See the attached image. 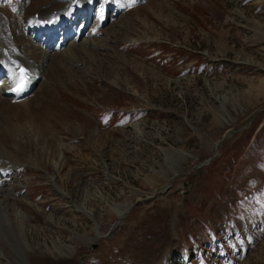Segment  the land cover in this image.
<instances>
[{
  "label": "rangeland",
  "instance_id": "374dc122",
  "mask_svg": "<svg viewBox=\"0 0 264 264\" xmlns=\"http://www.w3.org/2000/svg\"><path fill=\"white\" fill-rule=\"evenodd\" d=\"M12 1L0 12L31 37L26 17L55 0ZM105 1L68 40L32 39L64 53L21 109L47 87L63 117L56 139L8 144L0 264H264V0ZM104 5L101 43L69 58Z\"/></svg>",
  "mask_w": 264,
  "mask_h": 264
},
{
  "label": "bare ground",
  "instance_id": "6f19581e",
  "mask_svg": "<svg viewBox=\"0 0 264 264\" xmlns=\"http://www.w3.org/2000/svg\"><path fill=\"white\" fill-rule=\"evenodd\" d=\"M55 1L50 2L47 6L44 5L40 7L38 10L40 12H35L33 14L29 13L31 14L32 20L30 19L28 23L24 24V25H27L28 29L35 31V33L36 32L40 33L44 44H46V46L50 48L55 43L59 35L67 39L68 34L66 33V31L71 26H67L66 28H61V26H59L57 23H54L50 28H46L43 26L39 28L36 23L35 14L38 13L40 17L42 16L43 18L48 19L51 17H47V16L52 14L54 11L61 12V11L70 10L72 12L73 8L76 9L75 8L76 5L81 6L83 4H86L83 10L85 11V15H88L89 10L91 9V4L93 0H78L76 4L74 0H58L56 2ZM106 1L105 3L108 4L109 6L113 5V2H111L112 0L110 2L108 0ZM17 7H19L20 10H23V2H19L17 4ZM102 11H106V10L103 9ZM80 15L81 13H78L77 16L76 15H73V16L80 19L81 18ZM100 17L101 16L99 15L98 17L99 20H100ZM20 25L11 21L8 15L5 16L3 15L2 12H0V60L8 57V55H12L13 57L17 58L18 60L22 61L23 63L29 65L30 67L34 69V78H35L34 85H36L39 82L38 74L40 73L43 74V78H45L47 84H49V82H51V79H52V75H53L52 72L54 73V71H56V69L58 68L57 66L54 67L56 60H58L55 54L64 53V50L61 49L57 52L54 50L53 51L54 53H50L49 50L47 49L44 50L39 47L33 49L32 48L33 46L31 43L32 38L25 37V34L23 32H18ZM97 30H98V27L96 29H91L92 34H87L77 44H72V46H70L69 48H66L65 50L66 52L67 50L71 49L70 51H68L67 56L69 58L71 57V59L73 58L79 59L76 52L78 53L79 50H82L81 52H83V54L85 52V54L91 58L89 52H92V51L85 49L86 47H82V46L88 43V39H92V41L96 45L101 43L97 39L95 40L96 36L99 37V35H95ZM12 35H14L13 39H12ZM92 36H94V38ZM81 38L82 36L80 37V39ZM16 42H19L21 46V50L19 53L13 51L12 45H15ZM77 47L79 48L76 49ZM37 49H39L38 50L39 52H37ZM41 68L43 69L42 71H41ZM16 75L17 74H15V76ZM0 80H1L0 94H2L0 95V183H1L0 185H4L7 179H10V177H12V175L17 170H20V168L17 169L15 167L17 164L14 161V158H11L9 156L8 151L10 149V145L8 144L12 143V144L18 145L19 139L29 140L31 137L33 138L37 137L39 139L42 137V134H44L43 129L47 131L50 129L52 137L56 139V137L59 135V132H57V130L53 128L54 127L53 125L47 126V121L52 120L53 122L57 118H60L61 120L62 119L61 117H63L62 116L63 113L58 111L61 108V106L56 104L57 101L56 100H55L56 102L54 101L53 94L47 87L41 90V92L39 93V95L37 96L35 100V103H34L35 108L33 109L35 113L31 114L33 111L29 107H25L21 109L22 103L13 102L12 97L10 96V93L8 91V89L10 88L8 74L1 72ZM31 105L33 106L32 103ZM72 111L73 113H75L74 115L79 114L76 112V109H74L73 107H72ZM43 116H45L43 120H46V123H43L44 121L42 122ZM48 116H49V119L47 118ZM54 186L60 194H63L64 191L60 190V187L58 184L54 183ZM159 188L160 189L155 191V193L157 192L159 193L160 191H163L165 187L159 186ZM8 200H9V197H3L2 199H0V210H2V212L5 214L4 226L11 228V227H14V224L11 222L12 219L9 217L8 212L11 210V208L9 207ZM120 215L121 213L118 212V216Z\"/></svg>",
  "mask_w": 264,
  "mask_h": 264
},
{
  "label": "snow or ice",
  "instance_id": "6c2138e0",
  "mask_svg": "<svg viewBox=\"0 0 264 264\" xmlns=\"http://www.w3.org/2000/svg\"><path fill=\"white\" fill-rule=\"evenodd\" d=\"M24 84H25V81H24V79H23V76H21V78H20V82H19V84L17 85V87H16L15 90H16L17 92H21V91H23Z\"/></svg>",
  "mask_w": 264,
  "mask_h": 264
},
{
  "label": "water",
  "instance_id": "95a60500",
  "mask_svg": "<svg viewBox=\"0 0 264 264\" xmlns=\"http://www.w3.org/2000/svg\"><path fill=\"white\" fill-rule=\"evenodd\" d=\"M172 185V182L166 184V187L164 188L163 191H166L170 186ZM163 191H160V192H163ZM158 193H155V195H157ZM122 217H120L117 221V223H119L121 221Z\"/></svg>",
  "mask_w": 264,
  "mask_h": 264
}]
</instances>
